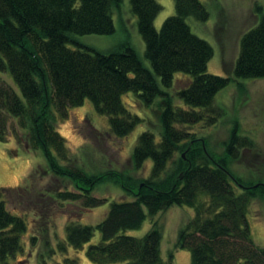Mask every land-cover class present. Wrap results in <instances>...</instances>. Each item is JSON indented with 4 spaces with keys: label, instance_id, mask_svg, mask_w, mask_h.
Here are the masks:
<instances>
[{
    "label": "trees",
    "instance_id": "1",
    "mask_svg": "<svg viewBox=\"0 0 264 264\" xmlns=\"http://www.w3.org/2000/svg\"><path fill=\"white\" fill-rule=\"evenodd\" d=\"M121 3L0 0V74H9L14 82L0 76V142L14 137L21 143L17 130L27 131L30 148L42 151L49 172L75 186L72 192L47 196L51 203L81 201L82 212L93 210L108 201L94 195L108 182L120 185L130 197L113 200L105 218L96 225L68 222L63 239L54 246L50 240L44 245L51 264H78L70 251L78 252L86 245L85 254L94 264H174V252L168 260L162 258L158 221L142 237L126 232L140 229L146 219L173 206L194 211V217L180 228L175 244L177 250L190 251L191 264H264V247L254 243L248 221L251 204L264 199V183H248L231 170L239 153L254 145L252 139L241 135L235 124L220 156L194 130L199 124L208 128L220 121L224 113L216 106V96L233 80L208 72L214 47L192 32L187 22L189 17L208 21L209 11L201 0H175V15L157 30L154 22L162 5L157 0H130L150 70L128 41L102 52L75 38L113 34L114 10L120 9ZM255 12L258 23L240 39V53L232 70L238 79H264L262 5L257 4ZM178 73L186 75L189 84L173 94ZM128 93L134 94L139 106L160 110V133L143 132L132 153L136 170L152 161L150 175L90 174L70 164L58 120L66 119L69 109L89 100L99 114L108 117L111 134L128 137L145 121L127 107L124 96ZM178 99L187 108L177 105ZM28 180L25 186L0 190V264H23L17 257L26 253L25 236L30 227L26 217L11 211L8 200L23 197ZM97 231L101 238L94 244ZM38 239L31 237L32 246ZM42 262L46 264V258Z\"/></svg>",
    "mask_w": 264,
    "mask_h": 264
},
{
    "label": "rangeland",
    "instance_id": "2",
    "mask_svg": "<svg viewBox=\"0 0 264 264\" xmlns=\"http://www.w3.org/2000/svg\"><path fill=\"white\" fill-rule=\"evenodd\" d=\"M163 7L154 25L160 30L167 19L175 15V0H157ZM209 11L208 21L198 22L189 17L187 22L192 32L208 41L215 50L214 57L208 65L210 74L230 76L232 82L216 96V106L222 109L224 115L215 125L202 128L203 124L194 127L197 135L204 136L208 145L216 155L224 154V143L228 140L235 124L240 128V134L252 139L254 145L242 150L239 159L231 164L234 175L250 183H264V79H238L233 77V69L240 53V39L255 27L259 17L255 12L257 4L264 0H201ZM115 32L111 35L76 36V40L96 50L107 52L117 45L128 41L136 50L144 66L152 69L146 57V45L138 30V17L133 13L130 0H122L120 9H115ZM75 49L74 45H69ZM10 83H14L8 74H0ZM171 92L176 93L188 86L189 79L184 74H176ZM134 94L124 96L127 107L133 113L144 118V123L125 138H117L110 133L109 119L99 114L93 104L87 100L83 106L69 109L66 119L58 120V132L66 139L70 164L80 167L85 172L102 174L113 171L132 178H146L150 175L152 161H148L141 170L134 169L132 159L133 148L138 137L145 131L160 133L157 106L145 108L134 101ZM177 105L187 108L178 99ZM17 134L22 138L18 142L12 137L8 142H0V190L17 188L27 183L28 190L23 197L15 196L8 200L11 211L26 217L30 230L25 236L26 253L17 257L23 264H51L52 258L47 256L45 243L50 240L54 246L63 239L68 222L78 220L96 225L103 220L109 210L110 203L128 200V194L113 182L100 185L94 195L106 198L100 207L81 211L82 203L52 202L47 196L57 191H74L75 186L67 179L50 173L42 151L32 150L28 144L29 134L21 129ZM53 200V199H52ZM248 215L252 239L256 246L264 247V199L260 198L251 204ZM82 212V213H81ZM194 217V211L185 206H173L160 212L153 219H146L144 225L128 234L142 237L151 230L155 221L162 226L161 252L164 261L168 260L170 252H174V264H191L189 250L175 249L180 228ZM43 227V231H42ZM41 231H40V230ZM95 232L92 243H97L101 235ZM43 236H42V234ZM37 236V244L32 246L31 237ZM86 245L78 252L70 251L71 256L78 258V264H94L86 256ZM15 264V263H14Z\"/></svg>",
    "mask_w": 264,
    "mask_h": 264
}]
</instances>
